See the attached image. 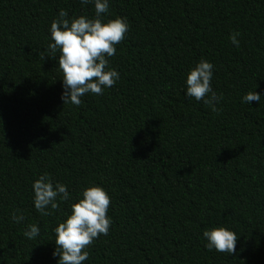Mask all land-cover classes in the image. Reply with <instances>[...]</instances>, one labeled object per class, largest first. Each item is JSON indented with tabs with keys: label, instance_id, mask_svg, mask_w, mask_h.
Here are the masks:
<instances>
[{
	"label": "trees",
	"instance_id": "1",
	"mask_svg": "<svg viewBox=\"0 0 264 264\" xmlns=\"http://www.w3.org/2000/svg\"><path fill=\"white\" fill-rule=\"evenodd\" d=\"M61 8L95 15L80 0H0V264H57L53 229L94 184L112 225L83 264H264V96L242 103L264 94V0H109L104 19L129 23L109 58L120 79L79 106L63 104L59 52L48 57ZM201 58L216 112L184 94ZM44 173L71 193L48 216L32 201ZM221 226L233 254L205 248Z\"/></svg>",
	"mask_w": 264,
	"mask_h": 264
},
{
	"label": "clouds",
	"instance_id": "2",
	"mask_svg": "<svg viewBox=\"0 0 264 264\" xmlns=\"http://www.w3.org/2000/svg\"><path fill=\"white\" fill-rule=\"evenodd\" d=\"M82 6L94 5V17L81 15L69 17L68 12L61 8L52 20L49 33L51 43L48 50L49 58L56 59L59 52L58 66L63 73L61 100L63 104L79 106L81 97L91 93L100 95L112 87L120 79L115 68L109 66V58L116 54V45L125 38L129 23L125 17L104 19L109 11V0H80ZM238 31L233 32L229 39L233 46L240 47ZM45 55L41 56L44 59ZM213 64L201 58L186 75L184 94L203 101L218 111L216 105L222 99L212 88ZM264 94L251 91L242 97V103L260 102ZM34 208L42 216H48L52 210L70 199L71 193L67 185L54 182L50 174H41L31 185ZM111 197L100 185L85 187L70 206V214L53 229L55 248L52 253L57 257V264H83L89 258L88 246L99 236H107L112 218L107 215ZM18 211V210H17ZM11 219L20 223L23 214L12 213ZM24 236L31 240L40 235L36 224H29ZM206 241L205 248L209 251L233 254L236 250L237 234L225 227H213L203 231Z\"/></svg>",
	"mask_w": 264,
	"mask_h": 264
}]
</instances>
